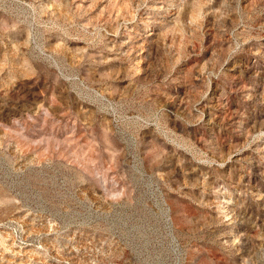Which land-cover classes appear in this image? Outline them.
Returning a JSON list of instances; mask_svg holds the SVG:
<instances>
[{
    "label": "rangeland",
    "instance_id": "obj_1",
    "mask_svg": "<svg viewBox=\"0 0 264 264\" xmlns=\"http://www.w3.org/2000/svg\"><path fill=\"white\" fill-rule=\"evenodd\" d=\"M0 264H264V0H0Z\"/></svg>",
    "mask_w": 264,
    "mask_h": 264
}]
</instances>
